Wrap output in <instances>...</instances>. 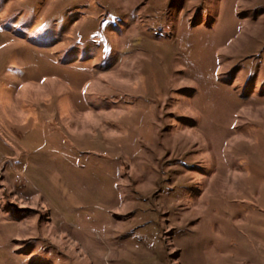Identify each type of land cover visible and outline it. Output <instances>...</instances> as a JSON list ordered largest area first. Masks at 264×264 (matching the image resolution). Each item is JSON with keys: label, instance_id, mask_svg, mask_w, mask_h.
<instances>
[{"label": "rangeland", "instance_id": "obj_1", "mask_svg": "<svg viewBox=\"0 0 264 264\" xmlns=\"http://www.w3.org/2000/svg\"><path fill=\"white\" fill-rule=\"evenodd\" d=\"M0 264H264V0H0Z\"/></svg>", "mask_w": 264, "mask_h": 264}]
</instances>
